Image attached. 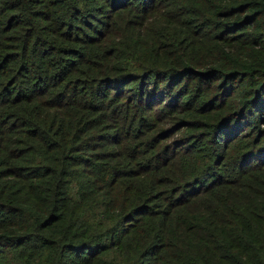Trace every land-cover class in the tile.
Wrapping results in <instances>:
<instances>
[{
    "label": "trees",
    "instance_id": "1",
    "mask_svg": "<svg viewBox=\"0 0 264 264\" xmlns=\"http://www.w3.org/2000/svg\"><path fill=\"white\" fill-rule=\"evenodd\" d=\"M0 264H264V0H0Z\"/></svg>",
    "mask_w": 264,
    "mask_h": 264
}]
</instances>
